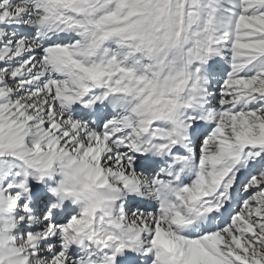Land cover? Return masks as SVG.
I'll list each match as a JSON object with an SVG mask.
<instances>
[{
	"label": "snow or ice",
	"instance_id": "6c2138e0",
	"mask_svg": "<svg viewBox=\"0 0 264 264\" xmlns=\"http://www.w3.org/2000/svg\"><path fill=\"white\" fill-rule=\"evenodd\" d=\"M0 264H264V0H0Z\"/></svg>",
	"mask_w": 264,
	"mask_h": 264
}]
</instances>
